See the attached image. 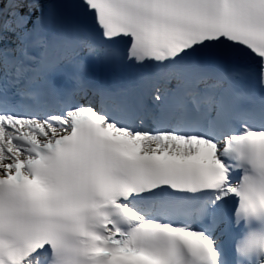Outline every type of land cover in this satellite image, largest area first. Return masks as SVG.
<instances>
[{"label": "snow or ice", "instance_id": "snow-or-ice-1", "mask_svg": "<svg viewBox=\"0 0 264 264\" xmlns=\"http://www.w3.org/2000/svg\"><path fill=\"white\" fill-rule=\"evenodd\" d=\"M0 264H264V0H0Z\"/></svg>", "mask_w": 264, "mask_h": 264}]
</instances>
